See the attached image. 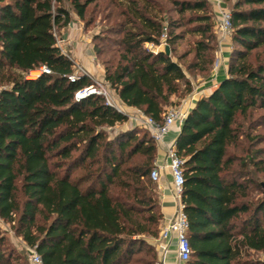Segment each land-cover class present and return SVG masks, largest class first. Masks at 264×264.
<instances>
[{
	"label": "trees",
	"instance_id": "obj_1",
	"mask_svg": "<svg viewBox=\"0 0 264 264\" xmlns=\"http://www.w3.org/2000/svg\"><path fill=\"white\" fill-rule=\"evenodd\" d=\"M102 1L122 18L103 81L156 123L192 92L179 61L191 55L186 69L210 75L217 50L207 0H171L175 18L153 0H0V221L42 264L157 263L150 240L163 216L149 178L156 144L141 128L111 137L128 117L102 96L75 100L93 83L82 74L68 81L75 65L57 42L70 23L64 3L83 22ZM222 1L232 29L226 77L195 102L174 142L188 264H264V197L249 200L250 182L229 155L252 140L254 113L264 110V0ZM186 35L195 39L174 61ZM161 42L168 56L143 48ZM43 67L50 73L28 78ZM0 264H28L1 229Z\"/></svg>",
	"mask_w": 264,
	"mask_h": 264
},
{
	"label": "rangeland",
	"instance_id": "obj_2",
	"mask_svg": "<svg viewBox=\"0 0 264 264\" xmlns=\"http://www.w3.org/2000/svg\"><path fill=\"white\" fill-rule=\"evenodd\" d=\"M156 6L162 11L163 17L175 18L173 8L170 5L171 0H153ZM211 5L212 13L215 18V23L218 17L219 10H221L222 0H207ZM69 12L70 23L67 27L60 31L57 36V42L62 52L69 56V59L75 65V73L81 74L84 70L81 68L80 58L86 59L88 63H94L103 70L102 62L105 60L113 59L114 53L117 51L116 43L121 37L119 33V25L122 21L120 17V9L111 7L108 2H98L95 6H91L88 10L86 19L81 22L77 19L74 12L69 7L68 3L63 4ZM225 10H229L227 7ZM194 37L186 35L183 41L176 49V53L171 58L176 61L178 55L185 52L194 41ZM218 47V44H217ZM225 47V55L229 56L230 53V41L227 39L223 42ZM143 48L148 52H164L165 45L163 42L159 46H153L150 44H144ZM101 51L100 56H97L95 51ZM81 53V55H80ZM192 60V56H187L179 64L188 77L192 91L195 87H198L201 83L209 81L212 76L199 74L192 70H187V66ZM226 60V57H225ZM80 70V71H79ZM36 75H31V79H35L40 75V72H33ZM85 73V72H84ZM86 74V73H85ZM92 82V81H91ZM106 92L110 100L114 103L115 93L108 89V86L104 85ZM184 100V99H183ZM182 100V101H183ZM176 102V100H174ZM172 108V107H171ZM170 109V108H169ZM138 114V113H137ZM253 130L249 132L251 141H246L242 148H231L229 155L235 159L233 170H237L245 181H249L248 194L250 201H255L264 197V164H258L260 160L264 159V110H260L254 113L253 116ZM132 128H141L147 131L142 126L132 125ZM131 128V129H132ZM246 128V126H245ZM125 125H116L112 130H109L110 136L113 137L115 133L124 131ZM257 138V140H255ZM252 142V143H251ZM260 152L256 155V152ZM253 155H256L253 157ZM246 157H251L252 161L247 162ZM256 164V165H255ZM258 164V166H257ZM261 188V191L257 187ZM0 229L5 233L8 245L17 252H22L28 259L30 254L28 248L16 237L10 230V226L0 221ZM166 253H169V247L166 248ZM29 264V262H28Z\"/></svg>",
	"mask_w": 264,
	"mask_h": 264
},
{
	"label": "built area",
	"instance_id": "obj_3",
	"mask_svg": "<svg viewBox=\"0 0 264 264\" xmlns=\"http://www.w3.org/2000/svg\"><path fill=\"white\" fill-rule=\"evenodd\" d=\"M214 30L217 36L218 47L214 54L211 72L212 75L216 76L218 69L223 65L222 44L224 41L229 39L232 31L231 15L228 10H219ZM162 38H164V36ZM33 72L29 73L28 78H32L31 75ZM37 72H40V75L42 73H50L44 67L38 70ZM81 74L90 79L93 84L87 88L78 91L74 96L75 100L84 99L92 95L102 96L107 106L112 107L120 112L115 103L110 100L108 93L106 92L104 86L101 83L94 81L89 75L85 74L83 71H81ZM76 76L77 74L74 73L67 79L69 82H74L76 80ZM186 114L187 110L185 109L183 103H180L177 107H173L167 110L161 123L154 122L151 118L144 116L141 112H138L137 116L131 117L130 121L133 125L142 126L144 129H146L157 146L163 144L165 136L169 133L172 128L175 127L180 129L186 117ZM182 166V159H180L176 155L174 151V144L170 143L168 146L165 147L164 165L161 167H154L149 175V178L152 182L158 183L160 179V170L165 169L171 178V195L175 202V212L172 219L169 220L167 224L161 228L157 240L158 242H161L162 250L164 253H166L168 241L174 239L177 253L176 264H188L191 254V249L187 239V219L183 213L182 206L180 204V197L182 194V186L184 182ZM29 253V264H42L40 257L35 253V251L31 250ZM156 264L160 263L157 262Z\"/></svg>",
	"mask_w": 264,
	"mask_h": 264
},
{
	"label": "crops",
	"instance_id": "obj_4",
	"mask_svg": "<svg viewBox=\"0 0 264 264\" xmlns=\"http://www.w3.org/2000/svg\"><path fill=\"white\" fill-rule=\"evenodd\" d=\"M224 51L225 47H223L222 44L223 65L218 69L217 75H212L209 81L203 82L198 87H195L193 91L181 102L183 103L187 112H189L193 108L197 100H199L201 97L208 96L212 92V90L220 83V81L226 77L228 55L226 56ZM80 64L82 65L81 68L84 70V72L89 75L94 81L101 83L103 86L105 85L103 81V70L99 66L94 65V63H88V61L86 59L84 60L82 57L80 58ZM114 103L120 110V112L128 117V121L124 124L125 130L131 129L133 127V124L130 121V118L133 116H137V113L139 111L124 106L116 95L114 98ZM179 130L180 129L175 127L172 128L169 133L165 136L163 144L156 146V160L154 163L155 167H161L164 165L165 147L168 146L170 143L174 144ZM156 186L159 193L161 214L163 216V220L160 225V227L162 228L167 224L169 220L172 219L175 212V202L171 195V178L165 169L160 170V179L158 183H156ZM150 243L155 249L158 263L176 264L177 253L174 239L168 241V254L163 252L161 242H158L157 239L150 240Z\"/></svg>",
	"mask_w": 264,
	"mask_h": 264
},
{
	"label": "water",
	"instance_id": "obj_5",
	"mask_svg": "<svg viewBox=\"0 0 264 264\" xmlns=\"http://www.w3.org/2000/svg\"><path fill=\"white\" fill-rule=\"evenodd\" d=\"M221 8H222V9H226V6L222 4V5H221ZM164 52H165V54H166L167 56L169 55V50H168L167 47L165 48Z\"/></svg>",
	"mask_w": 264,
	"mask_h": 264
},
{
	"label": "bare ground",
	"instance_id": "obj_6",
	"mask_svg": "<svg viewBox=\"0 0 264 264\" xmlns=\"http://www.w3.org/2000/svg\"><path fill=\"white\" fill-rule=\"evenodd\" d=\"M32 75L34 76V75H36V73H32Z\"/></svg>",
	"mask_w": 264,
	"mask_h": 264
}]
</instances>
